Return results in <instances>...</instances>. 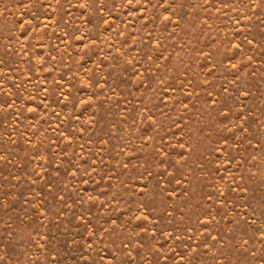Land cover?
Returning a JSON list of instances; mask_svg holds the SVG:
<instances>
[{"label": "rangeland", "instance_id": "rangeland-1", "mask_svg": "<svg viewBox=\"0 0 264 264\" xmlns=\"http://www.w3.org/2000/svg\"><path fill=\"white\" fill-rule=\"evenodd\" d=\"M0 264H264V0H0Z\"/></svg>", "mask_w": 264, "mask_h": 264}]
</instances>
